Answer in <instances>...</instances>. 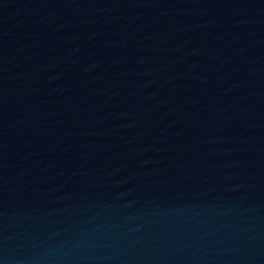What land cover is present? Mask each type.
I'll use <instances>...</instances> for the list:
<instances>
[{
	"label": "water",
	"instance_id": "95a60500",
	"mask_svg": "<svg viewBox=\"0 0 264 264\" xmlns=\"http://www.w3.org/2000/svg\"><path fill=\"white\" fill-rule=\"evenodd\" d=\"M0 264H264V0H0Z\"/></svg>",
	"mask_w": 264,
	"mask_h": 264
}]
</instances>
